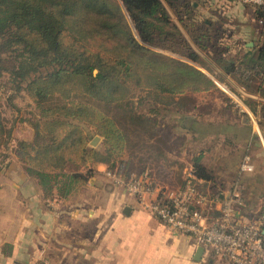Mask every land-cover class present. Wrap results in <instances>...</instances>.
<instances>
[{
  "label": "trees",
  "instance_id": "obj_1",
  "mask_svg": "<svg viewBox=\"0 0 264 264\" xmlns=\"http://www.w3.org/2000/svg\"><path fill=\"white\" fill-rule=\"evenodd\" d=\"M164 2L199 51L210 43L223 47L214 57L216 66L244 91L264 98V9L233 0L258 27L254 46L244 49L230 45L234 14L220 3L212 18L197 22L195 2ZM197 65L209 71L160 0H0V77L6 78L1 88L23 93L35 108L29 122L33 138L16 141L12 152L44 200L67 198L88 181L94 165L107 170L123 165L125 131L145 130L148 123L133 111L135 92L158 105L215 91ZM234 94L257 113L255 101ZM257 115L264 118V104ZM89 131L101 138L103 153L89 146ZM9 140L0 114V149ZM191 172L203 192L199 182L209 173L199 158Z\"/></svg>",
  "mask_w": 264,
  "mask_h": 264
},
{
  "label": "crops",
  "instance_id": "obj_2",
  "mask_svg": "<svg viewBox=\"0 0 264 264\" xmlns=\"http://www.w3.org/2000/svg\"><path fill=\"white\" fill-rule=\"evenodd\" d=\"M160 1L172 24L202 57L167 4ZM216 3L235 15L243 10L233 0H201L199 6L195 4L197 22L212 18ZM229 43L242 45L244 49L254 46L253 41H245L237 35H233ZM249 43H252L250 48ZM197 68L207 76L210 74L202 67ZM208 68L217 69L211 65ZM214 84L217 90L221 89ZM236 91H243L244 97L255 101L256 105L252 106L258 113L264 98L242 88ZM202 95L209 93L193 94L194 97ZM242 103L245 113L236 108L231 96L226 107L238 122V129L231 128V136L226 133L231 140L227 139L228 146L218 147L216 141L220 142L223 133L215 130L205 138L212 147L195 154L209 173V179L199 185L210 193L226 192L240 180L244 186L242 216L246 220L264 222V124L257 113ZM212 122L216 123L212 119L208 124ZM229 124L234 126V119ZM242 131L245 134L241 136ZM239 136L241 142L235 143L233 139ZM245 156L250 157L253 171L241 174L239 167ZM189 166L184 168L181 182L175 188L183 186L185 174L191 169ZM93 169L95 176L77 186L67 198L44 200L36 182L26 175L13 156L12 164L2 176L4 181H0V264H229L214 257L192 238L168 231L135 197L121 188L99 184L98 179L106 170L104 165H94ZM152 179L154 181V177ZM157 185L164 190L171 189L166 183ZM125 208L130 209L128 215L123 214ZM198 247L203 253L196 261Z\"/></svg>",
  "mask_w": 264,
  "mask_h": 264
},
{
  "label": "rangeland",
  "instance_id": "obj_3",
  "mask_svg": "<svg viewBox=\"0 0 264 264\" xmlns=\"http://www.w3.org/2000/svg\"><path fill=\"white\" fill-rule=\"evenodd\" d=\"M190 1L195 2L196 6L201 3V0ZM232 20L230 29H233L234 35L249 42L256 40L258 27L249 20L246 10H240L236 15L234 14V19ZM134 36L137 38L135 32ZM152 49L161 54L173 56L164 50ZM222 51H224L223 47L210 43L204 51L198 52L202 55V57H199H201L200 60L205 66L209 67L211 65L217 68L216 70L211 68L209 69L210 71L208 69L206 71L210 72L208 76L220 86V90L216 89L209 95L198 97L189 95V98L185 101L172 104L164 103L168 101V99H164V102L157 103L158 105L155 104L156 102L151 96L135 92L131 100L133 111L147 118V128L145 130L133 128V130L125 131V146L122 149L121 156H119V160L123 162V165L113 170L106 169L98 179L99 184L105 185V187L110 185L117 186L125 192L124 187H119L113 181L114 179L107 174L110 172L112 176H116L121 171H116L117 169H123L122 173H125L124 170L128 166L132 169V172L129 173L130 176L144 177L149 174L154 177L156 185H164L166 183L170 185V187L167 186L171 188L169 190H177L175 187L180 184L186 165H190L191 169L189 171H191L195 154L212 147L209 141L205 140L209 133L215 130L223 133L220 142L216 141V143L220 149L223 146H228L227 139L230 140V138L226 136V133L231 136V133H233L231 128L238 129V122L235 119V115L226 107H228L230 96H236L234 93L240 86H238L239 84L234 78L226 76L216 66L214 57L217 54H221L220 52ZM176 57L181 61L193 64L184 57ZM5 81V76L0 77V114L6 129L10 130V140L7 147L0 149V181H4L2 176L7 166L12 164V150L16 141H30L33 138V130L29 122H32L31 119L35 113L33 103L23 93L15 94L10 86H7L6 91L1 88L2 83ZM212 119L216 123L208 124ZM232 119L235 121L234 126L229 124ZM88 134L90 138L89 146L95 151L103 153L101 138L93 136L90 131ZM240 134L242 136L245 132L242 131ZM241 136L233 139V141L240 143ZM95 137H98L96 142L93 141ZM3 156H6V158ZM151 170L154 171V174L151 173ZM164 171H167L168 174L164 173ZM82 173L86 174L85 171H82ZM93 176H95L94 171L88 180ZM39 189L41 191L40 187ZM249 221L258 223L256 219H249ZM263 226L264 222L260 224V229L263 230Z\"/></svg>",
  "mask_w": 264,
  "mask_h": 264
},
{
  "label": "built area",
  "instance_id": "obj_4",
  "mask_svg": "<svg viewBox=\"0 0 264 264\" xmlns=\"http://www.w3.org/2000/svg\"><path fill=\"white\" fill-rule=\"evenodd\" d=\"M236 1L264 9V0ZM240 92L243 96L244 92ZM236 96H231L233 104L245 113L241 98ZM260 120L264 124V118ZM120 170L116 176L110 172L107 175L168 231L192 238L214 257L229 264H264V231L260 229L263 221L251 223L242 216L244 186L240 180L226 192H202L188 171L180 189L164 190L149 174L133 177ZM252 171L250 157L245 156L239 172Z\"/></svg>",
  "mask_w": 264,
  "mask_h": 264
},
{
  "label": "water",
  "instance_id": "obj_5",
  "mask_svg": "<svg viewBox=\"0 0 264 264\" xmlns=\"http://www.w3.org/2000/svg\"><path fill=\"white\" fill-rule=\"evenodd\" d=\"M247 47L248 48L252 47V43H249L247 45ZM97 140H98V137H95L93 141L96 142ZM129 212H130V209L129 208H125L124 211H123V214L124 215H128ZM202 253H203V249L201 247H198V249H197V251L195 253V258L194 259L196 261H198L200 259L201 255H202Z\"/></svg>",
  "mask_w": 264,
  "mask_h": 264
}]
</instances>
